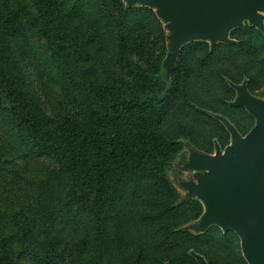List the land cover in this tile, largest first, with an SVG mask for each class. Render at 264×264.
Returning a JSON list of instances; mask_svg holds the SVG:
<instances>
[{
	"label": "rangeland",
	"instance_id": "1",
	"mask_svg": "<svg viewBox=\"0 0 264 264\" xmlns=\"http://www.w3.org/2000/svg\"><path fill=\"white\" fill-rule=\"evenodd\" d=\"M123 3L0 0V34L13 30L10 42L23 68L29 110L89 127L100 121L107 102L150 87L151 74L162 80L164 24L154 10L127 11ZM233 36L236 43L217 46L214 56L208 43L187 45L161 113L135 110L139 133L133 145L152 161L165 146L163 136H187L167 173L170 186L138 172L111 197L97 198L96 171L81 170L83 188L77 169L70 176L53 159L28 150L36 146L29 126L20 123L25 104L14 102L0 73V264H197L192 251L210 264H248L235 233H194L191 226L204 207L186 201L180 186L194 179L184 167L188 146L212 155L214 141L230 143L210 112L229 117L243 135L255 126L251 116L230 106L237 95L230 83L247 81L251 93L264 98V33L246 25ZM51 42L70 51L50 59ZM157 122L161 139L144 143L141 128Z\"/></svg>",
	"mask_w": 264,
	"mask_h": 264
},
{
	"label": "water",
	"instance_id": "2",
	"mask_svg": "<svg viewBox=\"0 0 264 264\" xmlns=\"http://www.w3.org/2000/svg\"><path fill=\"white\" fill-rule=\"evenodd\" d=\"M127 7L155 11L167 31L168 54L163 62L164 78L170 82L183 48L195 42L232 43L231 33L246 25L264 33V0H124ZM236 90L233 107L244 108L255 126L242 136L225 117L215 116L230 133V143L214 154L188 146L185 169L194 179L180 182L186 199H196L204 213L191 226L196 235L217 227L235 233L248 264H264V98L252 95L248 82L231 84ZM198 264L204 257L191 253Z\"/></svg>",
	"mask_w": 264,
	"mask_h": 264
},
{
	"label": "trees",
	"instance_id": "3",
	"mask_svg": "<svg viewBox=\"0 0 264 264\" xmlns=\"http://www.w3.org/2000/svg\"><path fill=\"white\" fill-rule=\"evenodd\" d=\"M124 6L127 11L134 9L133 7H127L126 4H124ZM245 27L232 31L230 36L232 41L234 40V33L237 30L244 31ZM250 28H253L254 31L261 33L254 27ZM51 30L53 29L49 27L47 32H50ZM11 32H13V30H10L8 34H0V73L3 75L2 77L4 78L5 86L11 91V97H13L14 102L18 103L19 107L25 104L24 108H22L24 109L22 111L24 112L25 118L20 123L29 126L32 131L31 139L35 143L34 146H36V149H34V147L32 149H28L25 146L26 149L37 153L41 157L44 156L46 158L53 159L60 166L62 172H66L70 176H73V172L76 173L77 169L79 171V177L83 182V188L84 186H87V182L81 177V170L82 175H87L90 173L89 171L92 170L96 171L98 175L96 185L97 198L109 196L113 193V191L118 189L130 175L136 174L138 172L149 175L155 180L162 182L164 185L170 186L167 173L171 169L175 158L184 147V144L181 142V140L184 138L187 139V136L181 133H176L165 137L163 136V144L165 146L160 152H158L157 155L153 157L154 160L152 161L149 158L150 156H146L147 154L143 153V151L138 153L135 149V146L133 145V138L139 133V123L136 119L135 110L136 108H141L143 110L151 107L156 112L161 113V109L166 104L168 95L173 89L172 87L178 72L180 60L183 58L184 49L187 45L183 48L181 55L177 60L176 67L170 82L165 81L163 69V62L168 54L167 52L162 62V80L153 78V74H151L150 87H147L144 90L135 91L127 98H119L107 102L103 109L102 117L97 124L91 125L89 127H79L63 124L57 120L39 116L32 110H29L30 108L27 105L26 100H29L30 95L27 91L25 78L22 73L23 68L21 64H19L16 49L13 48L10 42V39L13 36ZM235 43L236 42L234 41L230 44L219 43L213 48L210 46L212 51L211 55H217V46L220 45L224 48L226 46H232ZM49 49L51 52L50 59H58L61 53L63 54L70 51L69 48H61L54 42L50 43ZM231 84L234 83H230V86L232 87ZM248 89L251 93L249 82ZM231 103L230 106L233 107ZM233 108L237 110H243L247 115L251 116L244 108ZM209 115L218 121L226 131V127L215 116L225 117L237 128L242 136L246 135H243L244 133H242L238 126L226 115L213 112H210ZM251 117L254 119L253 116ZM158 126L159 125L157 122L153 128H148V126L144 127L145 130L141 128L139 135L140 139H144V143H158V140L161 139ZM227 133L230 136L228 131ZM216 143H218L222 149H224L229 144L228 142L221 144L219 141H214L213 151L215 150ZM191 146L200 152L209 154L208 152L198 149L194 145ZM26 156L27 155L23 156L22 154L21 158L24 157V159H26ZM144 158L147 160V164L142 166L141 162ZM189 200L190 199L186 201ZM202 215L203 214H201V216ZM213 229L221 232L217 227H212L205 234L201 235L207 236L212 232ZM229 233L232 232H228L224 235H228ZM192 252L204 257L202 254L196 251ZM192 252H190V254ZM191 256L198 264L195 257L192 254ZM204 259L208 264H210L205 257Z\"/></svg>",
	"mask_w": 264,
	"mask_h": 264
}]
</instances>
